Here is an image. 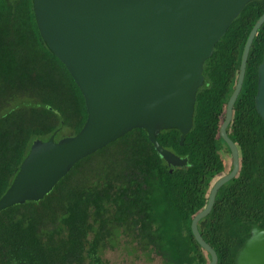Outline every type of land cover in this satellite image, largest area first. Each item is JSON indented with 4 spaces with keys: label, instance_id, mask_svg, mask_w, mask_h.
Here are the masks:
<instances>
[{
    "label": "trees",
    "instance_id": "trees-1",
    "mask_svg": "<svg viewBox=\"0 0 264 264\" xmlns=\"http://www.w3.org/2000/svg\"><path fill=\"white\" fill-rule=\"evenodd\" d=\"M263 15L264 0L250 2L206 61L183 145L179 130L158 134L160 146L186 166H170L146 130L129 132L80 161L43 200L0 213V264H107L109 250L156 256L162 264H209L191 226L215 183L233 169L220 130L245 45ZM263 61L264 25L227 130L240 173L199 223L219 264H236L252 227L264 229V120L256 109ZM87 119L81 90L41 35L34 0H0V201L35 142L76 137Z\"/></svg>",
    "mask_w": 264,
    "mask_h": 264
},
{
    "label": "water",
    "instance_id": "water-1",
    "mask_svg": "<svg viewBox=\"0 0 264 264\" xmlns=\"http://www.w3.org/2000/svg\"><path fill=\"white\" fill-rule=\"evenodd\" d=\"M254 0H34L37 24L50 50L81 90L88 119L76 136L37 141L5 197L0 213L49 195L83 159L135 129L148 132L173 167L188 160L163 149L157 136L193 128L195 104L204 85V65L244 8ZM264 25L254 26L242 55L238 81L220 134L230 149L232 171L213 186L206 208L192 222L200 247L219 264L199 223L213 211L221 189L240 173V154L228 135L245 83L252 45ZM256 109L264 120V61L259 68ZM236 264H264V229L253 226Z\"/></svg>",
    "mask_w": 264,
    "mask_h": 264
},
{
    "label": "rangeland",
    "instance_id": "rangeland-1",
    "mask_svg": "<svg viewBox=\"0 0 264 264\" xmlns=\"http://www.w3.org/2000/svg\"><path fill=\"white\" fill-rule=\"evenodd\" d=\"M227 167L230 168V163L227 164ZM104 259L107 264H162L159 257L152 256V260L149 261L145 257L131 256L124 250H109L105 252Z\"/></svg>",
    "mask_w": 264,
    "mask_h": 264
}]
</instances>
